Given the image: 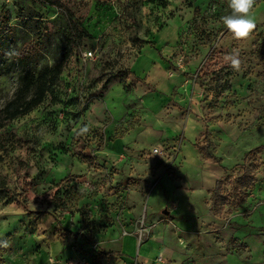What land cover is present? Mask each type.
I'll use <instances>...</instances> for the list:
<instances>
[{
    "label": "rangeland",
    "instance_id": "rangeland-1",
    "mask_svg": "<svg viewBox=\"0 0 264 264\" xmlns=\"http://www.w3.org/2000/svg\"><path fill=\"white\" fill-rule=\"evenodd\" d=\"M59 1L85 46L0 130L3 264H264V0L244 40L223 26L227 0ZM67 23L38 0H0V108L22 74L59 63ZM234 50L240 71L225 59ZM245 171L243 196L233 182ZM219 180L228 202L216 214Z\"/></svg>",
    "mask_w": 264,
    "mask_h": 264
},
{
    "label": "trees",
    "instance_id": "trees-1",
    "mask_svg": "<svg viewBox=\"0 0 264 264\" xmlns=\"http://www.w3.org/2000/svg\"><path fill=\"white\" fill-rule=\"evenodd\" d=\"M38 1L50 7L61 8L65 10L68 16V35L65 39L61 59L54 67L44 68L40 70L38 74H35L32 71H26L20 76L18 86L11 99L0 108V130L7 127L13 120L27 115L39 106L44 101L50 87L57 81L73 54H80L81 50L85 46L83 41L85 35L77 28L76 24L72 20L71 12L65 9L59 0ZM219 77L220 75L216 74L217 80L220 79ZM136 80L144 84L148 90L155 92V89L151 85L145 83V79L136 78ZM198 150L205 160H212L217 164L220 163V159L215 156L214 151L210 148V144H206L205 146L198 148ZM233 183L236 194L245 196L246 192L254 187V178L249 171H245L240 173L236 182ZM222 184V181H217L214 188L209 193L210 198L213 201L216 214H220L223 207L228 202L227 196L223 194ZM5 199L6 194L4 191L0 190V202ZM51 202H53L57 209H64L66 207L64 202L60 200L58 192L54 194ZM18 205L21 204L18 203ZM30 215H34V213H31ZM1 246L2 245L0 244V264H3ZM96 261L97 263H100L99 258H97Z\"/></svg>",
    "mask_w": 264,
    "mask_h": 264
},
{
    "label": "clouds",
    "instance_id": "clouds-1",
    "mask_svg": "<svg viewBox=\"0 0 264 264\" xmlns=\"http://www.w3.org/2000/svg\"><path fill=\"white\" fill-rule=\"evenodd\" d=\"M230 14L221 17L223 26L232 33L236 40L247 39L255 29V21L250 17V11L256 0H227ZM225 59L230 62V67L234 71L241 70L242 61L238 51L228 54ZM87 127L81 129V133H86Z\"/></svg>",
    "mask_w": 264,
    "mask_h": 264
},
{
    "label": "crops",
    "instance_id": "crops-1",
    "mask_svg": "<svg viewBox=\"0 0 264 264\" xmlns=\"http://www.w3.org/2000/svg\"><path fill=\"white\" fill-rule=\"evenodd\" d=\"M150 85V84H149ZM152 92V91H151ZM155 92H156V90H155ZM189 122V124H190V126H189V128H190V130H191V137H190V140L188 141V143H190L191 141H192V139L194 138V136L198 133V131H199V123L198 122H196V121H190V120H188L187 121V123ZM186 129H187V127H186ZM124 140V139H123ZM191 145V144H190ZM119 146H120V144H119ZM192 148V147H191ZM192 155H193V157H195V159L196 160H200L201 158H200V154H199V152H197V151H195V150H193V153H192ZM184 160V159H183ZM177 209H178V211H177V214H175V220L177 219V218H180V217H186V214H182L183 212H186V211H180V209H179V207H177ZM165 214V213H164ZM169 214V212H167V214L166 215H168ZM126 239H128V240H130L131 241V243L133 244L134 242H135V239L132 237V236H126V237H123L122 239H121V242L123 243V241H126ZM124 252V247H123V244H121V253H123Z\"/></svg>",
    "mask_w": 264,
    "mask_h": 264
},
{
    "label": "built area",
    "instance_id": "built-area-1",
    "mask_svg": "<svg viewBox=\"0 0 264 264\" xmlns=\"http://www.w3.org/2000/svg\"><path fill=\"white\" fill-rule=\"evenodd\" d=\"M92 58H93V53L91 51L84 52L81 57L83 62H87ZM151 152L154 156L162 157L164 155V150L160 148H153ZM140 235H142V230L140 231ZM126 236H132V234L127 230H123L122 237H126Z\"/></svg>",
    "mask_w": 264,
    "mask_h": 264
},
{
    "label": "water",
    "instance_id": "water-1",
    "mask_svg": "<svg viewBox=\"0 0 264 264\" xmlns=\"http://www.w3.org/2000/svg\"><path fill=\"white\" fill-rule=\"evenodd\" d=\"M165 214H167V212H164Z\"/></svg>",
    "mask_w": 264,
    "mask_h": 264
}]
</instances>
